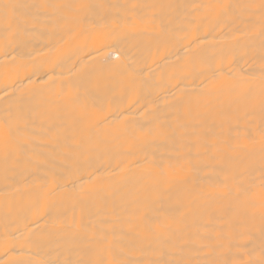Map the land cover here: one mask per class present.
Instances as JSON below:
<instances>
[{
	"label": "bare ground",
	"instance_id": "6f19581e",
	"mask_svg": "<svg viewBox=\"0 0 264 264\" xmlns=\"http://www.w3.org/2000/svg\"><path fill=\"white\" fill-rule=\"evenodd\" d=\"M0 264H264V0H0Z\"/></svg>",
	"mask_w": 264,
	"mask_h": 264
}]
</instances>
